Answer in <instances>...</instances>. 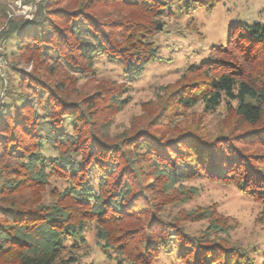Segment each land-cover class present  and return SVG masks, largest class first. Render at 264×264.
<instances>
[{"label":"trees","instance_id":"trees-1","mask_svg":"<svg viewBox=\"0 0 264 264\" xmlns=\"http://www.w3.org/2000/svg\"><path fill=\"white\" fill-rule=\"evenodd\" d=\"M4 1L0 40L38 66L52 63L47 80L21 76L0 105V264H77L90 230L115 264H156L161 254L170 264H264V246L224 241L216 225L198 235L182 226L208 213L172 211L187 199L181 184L205 178L264 212V24L232 25L141 124L110 136L127 91L159 61L155 37L171 7L210 11L218 0H43L30 22L9 17ZM102 58L123 81L96 76ZM79 77L96 83L76 97L69 83ZM232 103L236 133L176 130L197 105L213 114Z\"/></svg>","mask_w":264,"mask_h":264},{"label":"rangeland","instance_id":"rangeland-1","mask_svg":"<svg viewBox=\"0 0 264 264\" xmlns=\"http://www.w3.org/2000/svg\"><path fill=\"white\" fill-rule=\"evenodd\" d=\"M41 1L43 0H5L4 3L11 11L9 17H19L24 22H30L35 18L37 4ZM170 10L174 16L165 18V31L155 37L159 61L149 65L142 78L134 82L127 91V104L111 118L108 129L110 136L120 135L131 126L141 124L144 120L143 113H151L158 104V97L179 84L188 65L206 61L212 46L225 44L228 29L232 25L255 22L264 24V0H218L210 11L197 8L193 2L184 1L173 5ZM50 63L38 66L27 56H19L15 41L6 43L0 40V105L6 102L10 86L18 88L21 76H41L47 80L43 75L47 76L44 70ZM94 67L97 69L96 76L101 80L123 81L120 68L104 58L97 60ZM54 75L56 80L61 79V74ZM95 83L90 78L79 77L70 81L69 91L80 97L89 93ZM234 105L232 103L229 108L225 104L221 105L213 114L204 113L202 106L197 105L179 116L175 124L176 130L195 128L210 135L236 133L238 123L230 111ZM45 153L47 156L54 154L49 149ZM51 182L54 184L53 180ZM181 185L183 186L179 190L184 193L182 198L187 199L172 211L203 212L209 215V220H183L182 226L187 233L198 235L209 230L208 225H216L226 234L220 236L224 241L227 239L231 244L242 247L264 246V212L261 205L240 194L232 186L215 184L205 178L189 180ZM85 239L86 246L78 253L77 264H115V254L107 256L102 251L94 238L93 230L85 233ZM156 264L170 262L161 254Z\"/></svg>","mask_w":264,"mask_h":264}]
</instances>
